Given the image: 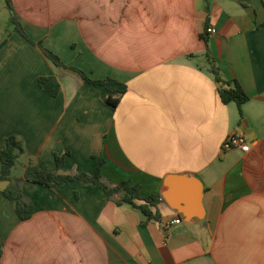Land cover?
I'll return each mask as SVG.
<instances>
[{"label": "crops", "instance_id": "crops-1", "mask_svg": "<svg viewBox=\"0 0 264 264\" xmlns=\"http://www.w3.org/2000/svg\"><path fill=\"white\" fill-rule=\"evenodd\" d=\"M14 2L30 39L67 67L0 26V150L9 135L26 149L12 176L93 174L103 157L105 180L158 201L149 218L144 200L118 204L101 186L26 180L34 213L22 220L0 189V264H264V0ZM75 68L125 83L119 105ZM49 75L56 96L39 85ZM233 81L241 106L220 97ZM240 131L247 148L224 150Z\"/></svg>", "mask_w": 264, "mask_h": 264}, {"label": "trees", "instance_id": "trees-1", "mask_svg": "<svg viewBox=\"0 0 264 264\" xmlns=\"http://www.w3.org/2000/svg\"><path fill=\"white\" fill-rule=\"evenodd\" d=\"M6 6L11 12L12 21L16 24V31L22 36L27 38L34 44H38L45 55L51 59L55 64L67 67L61 58L55 54L52 50L45 48L41 43H36L30 39L21 23L18 21L17 12L14 7L13 0H5ZM73 68V67H72ZM78 70L87 82L100 84L104 87L105 102L114 110L120 103L122 96L127 91V85L114 78L106 77L103 79L93 80L88 78L81 70ZM216 74V79L221 82L222 79L219 76L216 69H213ZM40 87L53 96H56L61 88L60 82L54 75L40 76L38 79ZM220 97L224 103L236 102L239 106L244 104L248 99V94L244 91L241 84L238 81L229 82L227 87L220 86ZM26 152L24 142L17 135H9L4 143V146L0 150L1 158V170L0 181H8V185L2 190L4 196L15 207L18 215L22 220L29 219L34 213V205L31 200L24 194L22 190V183L24 181H32L35 183L49 186L53 182H66V181H84L85 183L93 186H101L106 192L107 199H114L118 204L129 203L136 205V199H142L146 203L139 205V208L149 218L153 217L150 206L155 205L158 201L154 195L142 197L140 195L139 184L132 185L129 181H121L120 183L113 185L104 179L101 174V166L105 159L99 158L98 166L93 174L80 173L75 175H63L55 171H46L42 169H36L34 171L26 173L23 177L14 178L12 176V169L17 159ZM57 165L60 166L63 163V156L56 155ZM120 194V195H119ZM1 255V251H0Z\"/></svg>", "mask_w": 264, "mask_h": 264}, {"label": "built area", "instance_id": "built-area-1", "mask_svg": "<svg viewBox=\"0 0 264 264\" xmlns=\"http://www.w3.org/2000/svg\"><path fill=\"white\" fill-rule=\"evenodd\" d=\"M208 32L215 33L216 29L213 27L208 28ZM249 144L248 138L244 131H240L235 134H231L227 137L224 142L223 149L228 150L235 147L246 149ZM182 219L180 217L175 218L171 223H181Z\"/></svg>", "mask_w": 264, "mask_h": 264}, {"label": "rangeland", "instance_id": "rangeland-1", "mask_svg": "<svg viewBox=\"0 0 264 264\" xmlns=\"http://www.w3.org/2000/svg\"><path fill=\"white\" fill-rule=\"evenodd\" d=\"M13 3L15 7L16 5L14 0ZM4 7H6V1L0 0V26L6 27L9 31L15 30L16 24L12 21V15L10 12L6 11V8ZM5 12H7V14H5Z\"/></svg>", "mask_w": 264, "mask_h": 264}, {"label": "water", "instance_id": "water-1", "mask_svg": "<svg viewBox=\"0 0 264 264\" xmlns=\"http://www.w3.org/2000/svg\"><path fill=\"white\" fill-rule=\"evenodd\" d=\"M221 85V83L219 84ZM8 185V181H0V189H5ZM193 187V191L191 193L192 195V201L189 200H183V203L186 205V210L191 211V208L194 209L197 205V201L200 199V189L199 184L195 183ZM167 197V195L165 196ZM169 199V198H168Z\"/></svg>", "mask_w": 264, "mask_h": 264}]
</instances>
